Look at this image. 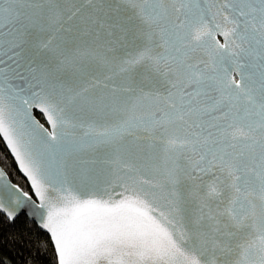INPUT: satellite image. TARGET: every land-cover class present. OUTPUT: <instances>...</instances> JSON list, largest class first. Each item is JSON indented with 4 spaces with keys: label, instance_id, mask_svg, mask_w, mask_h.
<instances>
[{
    "label": "snow or ice",
    "instance_id": "6c2138e0",
    "mask_svg": "<svg viewBox=\"0 0 264 264\" xmlns=\"http://www.w3.org/2000/svg\"><path fill=\"white\" fill-rule=\"evenodd\" d=\"M0 138L57 264H264V0H0Z\"/></svg>",
    "mask_w": 264,
    "mask_h": 264
},
{
    "label": "trees",
    "instance_id": "16d2710c",
    "mask_svg": "<svg viewBox=\"0 0 264 264\" xmlns=\"http://www.w3.org/2000/svg\"><path fill=\"white\" fill-rule=\"evenodd\" d=\"M36 116L43 121L39 113ZM0 165L12 182L31 192L0 140ZM0 264H56L48 235L23 214L10 221L0 213Z\"/></svg>",
    "mask_w": 264,
    "mask_h": 264
},
{
    "label": "water",
    "instance_id": "95a60500",
    "mask_svg": "<svg viewBox=\"0 0 264 264\" xmlns=\"http://www.w3.org/2000/svg\"><path fill=\"white\" fill-rule=\"evenodd\" d=\"M35 113H38V112H34V115L36 116ZM39 114H40V113H39ZM40 115H41L43 121L40 120L37 116H36V118L40 121V123L44 124L45 127H48V125L46 124V122H45V120H44L42 114H40ZM0 140H1L2 143L4 144V146H5L6 150H7V152L9 153V155L11 156V158H12V160H13L15 166H16L17 171H18L19 174L25 179V181L27 182V184H28V186H29V188H30V185H29V183H28L26 177H24V175L19 171L18 166L16 165L15 160H14V158L12 157V155H11L9 149L7 148L5 142L3 141L2 138H0ZM0 168H2V169L4 170V168H3L1 165H0ZM4 171H5V170H4ZM5 172H6V171H5ZM7 177H8V179L11 181V179H10L9 176H8V174H7ZM11 182H12V181H11ZM12 183H14V182H12ZM14 184H16V183H14ZM18 186H19V185H18ZM21 189H22V188H21ZM22 190H23V189H22ZM30 191H31V189H30ZM29 193L31 194V192H29ZM33 199H35V197H33ZM2 214H3V213H2ZM21 214H23L25 217H27V219H29L30 221L34 222L35 225L37 226V228H38L39 230L45 232V233L48 235L49 239H50V235H49L45 230H43V229L39 226V223H38V222H37V221H36L31 215L28 214V209H27V208L22 209V210L16 215V217L19 216V215H21ZM3 215H5V214H3ZM5 216H6V215H5ZM16 217H15V218H16ZM6 218H7V216H6ZM15 218H14V219H15ZM7 219H8V218H7ZM14 219H13V220H14ZM10 221H12V220H10ZM50 242H51V239H50ZM51 245H52V248H53V251H54V254H55V250H54V246H53L52 242H51ZM55 257H56V255H55ZM56 264H57V258H56Z\"/></svg>",
    "mask_w": 264,
    "mask_h": 264
},
{
    "label": "rangeland",
    "instance_id": "374dc122",
    "mask_svg": "<svg viewBox=\"0 0 264 264\" xmlns=\"http://www.w3.org/2000/svg\"><path fill=\"white\" fill-rule=\"evenodd\" d=\"M5 170V169H4ZM7 173V172H6Z\"/></svg>",
    "mask_w": 264,
    "mask_h": 264
}]
</instances>
